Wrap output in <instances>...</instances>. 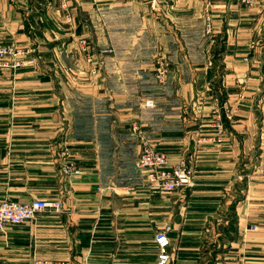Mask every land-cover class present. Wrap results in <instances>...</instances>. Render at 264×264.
Instances as JSON below:
<instances>
[{
	"label": "crops",
	"instance_id": "1",
	"mask_svg": "<svg viewBox=\"0 0 264 264\" xmlns=\"http://www.w3.org/2000/svg\"><path fill=\"white\" fill-rule=\"evenodd\" d=\"M69 5L72 25L59 0H0V45L31 51L26 67L0 72V199L62 204L0 231V264H157L167 227L170 264H264V177L253 176L264 164V0ZM80 39L99 64L93 81ZM217 103L232 113L223 142L199 144L215 133ZM137 125L173 162L192 157L194 187H146ZM65 147L84 172L70 181Z\"/></svg>",
	"mask_w": 264,
	"mask_h": 264
},
{
	"label": "built area",
	"instance_id": "2",
	"mask_svg": "<svg viewBox=\"0 0 264 264\" xmlns=\"http://www.w3.org/2000/svg\"><path fill=\"white\" fill-rule=\"evenodd\" d=\"M70 0H59L62 10L66 13V23L74 24V17L70 12ZM101 0H93L99 3ZM244 7H253L260 0H233ZM205 34L212 37L214 32L213 18L206 13ZM78 46L81 53L85 56L86 62L92 66L91 75L99 73L98 62L94 59L93 49L86 39H80ZM115 53L113 48L102 49L99 54L108 56ZM31 51L22 47L0 45V72H17L29 63L28 58ZM155 77L160 84H165L170 76L169 62L158 57L154 63ZM146 109L155 107L153 100H146L143 103ZM232 113L224 105L214 111V135L203 137L199 144L221 143L225 134V120H230ZM133 132L140 143V153L137 159V168L145 173L146 187L159 193H174L195 186V168L193 159L185 156L173 162L168 155L157 150L156 143L141 126H134ZM61 172L67 180L80 177L84 172L72 161L71 151L65 147L61 153ZM253 176L264 177V164H260ZM60 213L62 204L60 201L48 202L45 200H34L29 203L15 202L9 199H0V231L8 226L22 225L33 220L38 214L45 211ZM170 227L159 231L155 237L158 251L157 264H170L172 261V244L169 238ZM29 264H71L68 261H47L35 260Z\"/></svg>",
	"mask_w": 264,
	"mask_h": 264
},
{
	"label": "rangeland",
	"instance_id": "3",
	"mask_svg": "<svg viewBox=\"0 0 264 264\" xmlns=\"http://www.w3.org/2000/svg\"><path fill=\"white\" fill-rule=\"evenodd\" d=\"M89 66H90V68H92V66H91L90 64H89ZM90 73H91V71H89V76H91L90 80H92V81H93V79H95V78L98 76V74H99V73H98L97 75H91ZM220 106H221L220 103L215 104L214 109H213V116H214V111H215V109L218 108V107H220ZM213 124H214V123H213ZM211 137H212V136H211ZM225 213L228 215V220H230V222L233 223V220L235 219V216H234L233 211L230 210V211H227V212H225ZM229 227L232 228V224L229 225ZM209 249L211 250V249H212V246H210ZM213 249H214V248H213Z\"/></svg>",
	"mask_w": 264,
	"mask_h": 264
}]
</instances>
